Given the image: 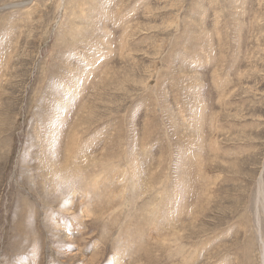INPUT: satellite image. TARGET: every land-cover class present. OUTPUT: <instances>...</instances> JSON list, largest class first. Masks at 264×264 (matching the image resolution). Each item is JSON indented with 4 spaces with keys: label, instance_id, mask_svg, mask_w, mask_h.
<instances>
[{
    "label": "rangeland",
    "instance_id": "1",
    "mask_svg": "<svg viewBox=\"0 0 264 264\" xmlns=\"http://www.w3.org/2000/svg\"><path fill=\"white\" fill-rule=\"evenodd\" d=\"M0 264H264V0H0Z\"/></svg>",
    "mask_w": 264,
    "mask_h": 264
},
{
    "label": "bare ground",
    "instance_id": "2",
    "mask_svg": "<svg viewBox=\"0 0 264 264\" xmlns=\"http://www.w3.org/2000/svg\"><path fill=\"white\" fill-rule=\"evenodd\" d=\"M83 154V153H82ZM140 157V156H139ZM140 160V159H139ZM79 164V163H78ZM134 165V164H133ZM71 166V165H70ZM85 166V165H84ZM87 166V165H86ZM135 166V165H134ZM72 167V166H71ZM99 167V166H98ZM63 172V171H62ZM71 172V171H70ZM68 173V172H67ZM61 174V173H60ZM59 176H61V175H59ZM58 176V177H59ZM64 176H65V174H64ZM68 176V175H67ZM74 176V175H73ZM65 178V177H64ZM63 179V178H62ZM67 181V180H66ZM164 187V186H163ZM184 188V187H183ZM53 192V191H52ZM166 209H168V208H166ZM171 211V210H170ZM154 212V211H153ZM157 212V211H156ZM181 214V213H180ZM167 215H169V214H167ZM155 216V215H154ZM172 218L174 217V214L171 216ZM180 217H181V215H180ZM158 218V217H157ZM170 219V215H169V217H168V220ZM173 219H175V218H173ZM181 220V219H180ZM174 221V220H173ZM171 223V222H170ZM169 223V224H170ZM169 224H167V225H169ZM77 230V229H76ZM187 252V251H186ZM97 258V257H96ZM85 259V258H84ZM95 259V258H94ZM86 262V261H85ZM186 262V261H185ZM188 263V262H187Z\"/></svg>",
    "mask_w": 264,
    "mask_h": 264
}]
</instances>
